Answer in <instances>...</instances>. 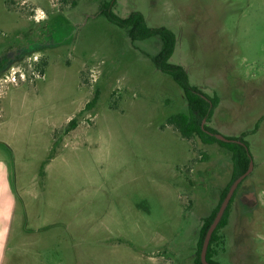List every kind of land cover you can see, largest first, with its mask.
<instances>
[{"label": "rangeland", "instance_id": "rangeland-1", "mask_svg": "<svg viewBox=\"0 0 264 264\" xmlns=\"http://www.w3.org/2000/svg\"><path fill=\"white\" fill-rule=\"evenodd\" d=\"M104 1L0 0V52L25 47L0 75V264H195L233 178L228 150L168 123L187 103L150 60L160 39L132 43ZM111 9L172 31L169 62L217 98L205 125L245 135L253 166L213 260L264 264V0Z\"/></svg>", "mask_w": 264, "mask_h": 264}, {"label": "trees", "instance_id": "trees-1", "mask_svg": "<svg viewBox=\"0 0 264 264\" xmlns=\"http://www.w3.org/2000/svg\"><path fill=\"white\" fill-rule=\"evenodd\" d=\"M112 1L102 2L99 13L109 23L117 26L122 30H125L127 37L132 43L136 41L148 40L150 38H159L161 41V48L159 52L155 56L150 57V60L158 71L170 76L174 80V82L182 90L187 103V111L185 113H179L171 117L168 123L170 125H173L176 131L185 139L197 136L205 144L216 143L220 145L232 154L233 160L235 161V172L233 174V178L222 190L220 200L217 206L214 208L212 213L207 218H205L200 231L195 264H202L200 261V251L205 234L212 221L214 220L218 209L223 199L225 198L230 186L238 177L244 174L248 169L250 157L248 149H245V147H247V143L244 140L245 135L243 134L238 138H228L231 140L239 141L243 145L238 143H225L217 140L213 135H209L201 129L202 120L205 118L206 122L210 120L212 111L217 105V98L209 97L208 95L199 91L196 87L191 86L185 69L182 66L174 65L169 62L176 47L175 34L165 27H148L146 25L144 16L139 12H133L125 18L118 17L111 9ZM92 103H94V101ZM71 124L73 125L72 121ZM204 129L210 132L211 134H218L216 131H214L207 125L204 126ZM235 193L236 191L234 192L230 203L210 240L206 254V260L210 264H218L213 260V258L217 255V249L220 248L223 244V236L220 234V231L224 229L227 225L229 209L231 203L233 202Z\"/></svg>", "mask_w": 264, "mask_h": 264}, {"label": "water", "instance_id": "water-1", "mask_svg": "<svg viewBox=\"0 0 264 264\" xmlns=\"http://www.w3.org/2000/svg\"><path fill=\"white\" fill-rule=\"evenodd\" d=\"M205 122H206V118L202 120L201 122V129L203 131H205L207 134L209 135H213L217 140L219 141H222V142H225V143H238V144H242L241 142L239 141H235V140H231V139H228L220 134H211L210 132L206 131L204 129V126H205ZM243 145V144H242ZM245 149L247 150V147H245ZM252 162L250 160L249 162V165H248V169L247 171L242 174L240 177H238L233 183L232 185L230 186L225 198L223 199L219 209H218V212L214 218V220L212 221L211 225L209 226L206 234H205V237H204V240H203V243H202V247H201V251H200V261L202 264H210L207 262L206 260V254H207V250H208V246H209V243H210V240L212 238V235L214 233V231L216 230V228L218 227L229 203H230V200L234 194V192L237 190L239 184L241 183V181L248 175V173L250 172V170L252 169Z\"/></svg>", "mask_w": 264, "mask_h": 264}, {"label": "flooded vegetation", "instance_id": "flooded-vegetation-1", "mask_svg": "<svg viewBox=\"0 0 264 264\" xmlns=\"http://www.w3.org/2000/svg\"><path fill=\"white\" fill-rule=\"evenodd\" d=\"M10 47H8L5 50L0 52V75L4 74V73H7L9 62L11 61V59H13V56L19 57L20 56V51L23 48H25V47H20V46H19V48L17 47L16 49L15 48H10ZM12 47H14V46H12ZM14 49L17 50L16 51L17 53L15 55L13 54L11 56V58L8 57V56H5V55H8L10 52H13Z\"/></svg>", "mask_w": 264, "mask_h": 264}]
</instances>
